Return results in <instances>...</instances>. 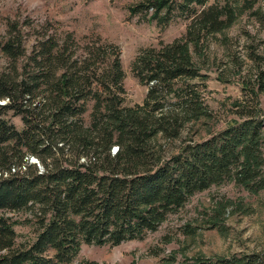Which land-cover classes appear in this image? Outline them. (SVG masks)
Masks as SVG:
<instances>
[{"label": "trees", "instance_id": "1", "mask_svg": "<svg viewBox=\"0 0 264 264\" xmlns=\"http://www.w3.org/2000/svg\"><path fill=\"white\" fill-rule=\"evenodd\" d=\"M130 12L160 28L189 21L185 35L136 57L132 72L148 88L142 105L125 104L120 48L79 47L72 34L63 43L54 36L39 42L29 57L34 66L26 65L20 80L15 66L0 74V213L30 211L38 227L33 242L17 244L15 222L1 215L0 264H71L84 245L145 239L212 186L264 191V56L255 46L248 50L255 80L240 82L246 99L234 103L235 117L208 139L182 140L190 126L213 118L197 58L245 14L264 28L259 0H147ZM0 47L12 62L25 55L20 38ZM163 261L264 264V255Z\"/></svg>", "mask_w": 264, "mask_h": 264}, {"label": "rangeland", "instance_id": "2", "mask_svg": "<svg viewBox=\"0 0 264 264\" xmlns=\"http://www.w3.org/2000/svg\"><path fill=\"white\" fill-rule=\"evenodd\" d=\"M215 1L210 0V4ZM141 3L147 0H0V45L16 37L25 50L22 58L12 62L0 47V74L9 73L11 67L12 72L15 66L12 75H20V80L24 67L34 66L29 57L39 42L54 36L63 43L72 34L79 47L108 43L120 48L125 104L142 105L148 88L132 72L136 57L144 49L171 43L185 35L189 21L180 18L167 28H160L155 22L146 21L145 15L131 14L130 8ZM259 4L264 9V0H259ZM251 45L257 48L258 55L264 56V28L245 14L229 30L217 34L206 55L197 58L203 67L201 73L208 77L203 95L213 118L190 126L182 140L208 139L235 117L234 103L246 99L240 82L255 80L256 64L248 52ZM259 99L264 117V92ZM93 103L87 102L83 118L86 125L91 121ZM12 122L19 131L23 129L20 117L12 118ZM178 147L176 141L166 149L175 152ZM39 169L40 173L45 171ZM3 214L15 222L17 244L35 240L38 227L30 211L0 216ZM256 254L264 255V191L254 195L227 182L195 195L145 239L116 247L84 245L71 264H166L163 260L172 257L185 263L195 258L216 261Z\"/></svg>", "mask_w": 264, "mask_h": 264}, {"label": "water", "instance_id": "3", "mask_svg": "<svg viewBox=\"0 0 264 264\" xmlns=\"http://www.w3.org/2000/svg\"><path fill=\"white\" fill-rule=\"evenodd\" d=\"M4 104V103H3ZM31 164H37L42 170H43V167H41V165H39L40 163H39V161H37V160H32L31 161Z\"/></svg>", "mask_w": 264, "mask_h": 264}, {"label": "built area", "instance_id": "4", "mask_svg": "<svg viewBox=\"0 0 264 264\" xmlns=\"http://www.w3.org/2000/svg\"><path fill=\"white\" fill-rule=\"evenodd\" d=\"M115 150H117V149H115ZM32 160H37V159L34 158V157H32V158H31V161H32ZM37 161H38V160H37ZM24 170H25V167H23L22 171H24ZM13 172H16V169H13Z\"/></svg>", "mask_w": 264, "mask_h": 264}]
</instances>
